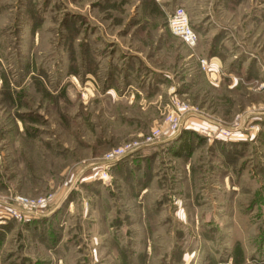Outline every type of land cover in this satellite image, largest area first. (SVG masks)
I'll list each match as a JSON object with an SVG mask.
<instances>
[{
	"label": "rangeland",
	"instance_id": "rangeland-1",
	"mask_svg": "<svg viewBox=\"0 0 264 264\" xmlns=\"http://www.w3.org/2000/svg\"><path fill=\"white\" fill-rule=\"evenodd\" d=\"M182 105L188 129L100 165ZM51 193L0 224V264H264V0H0V197Z\"/></svg>",
	"mask_w": 264,
	"mask_h": 264
},
{
	"label": "built area",
	"instance_id": "built-area-1",
	"mask_svg": "<svg viewBox=\"0 0 264 264\" xmlns=\"http://www.w3.org/2000/svg\"><path fill=\"white\" fill-rule=\"evenodd\" d=\"M155 1L160 3L163 0ZM168 28L173 36L180 38L187 46L195 47L197 45L199 41L198 34L192 28L189 16L183 7L176 8L169 16ZM201 66L204 70L212 71L211 62L208 63L206 60H202ZM179 109L182 110V112L180 111L178 113L169 114L160 127L154 128L148 135L142 137L140 141L130 142L107 153L103 161L100 162V165L104 166L106 169H111L125 158L132 157L143 148L154 145L165 135L171 134L174 136L179 134L182 129H188L187 126H183L182 116L185 113L195 114V111L184 105L180 106ZM250 115L251 113L246 115L245 118ZM245 118H243L236 130L242 128ZM217 125L218 130L215 131L201 127L200 133L211 139L214 136L219 139L220 137H224L223 135L229 136L231 131H233L221 124ZM107 173V171H102L99 175V181L104 185L110 183V178ZM55 203V194L52 193L37 198L24 196L0 197V224H5L8 221H38L43 217L44 213L51 211L54 208Z\"/></svg>",
	"mask_w": 264,
	"mask_h": 264
},
{
	"label": "crops",
	"instance_id": "crops-1",
	"mask_svg": "<svg viewBox=\"0 0 264 264\" xmlns=\"http://www.w3.org/2000/svg\"><path fill=\"white\" fill-rule=\"evenodd\" d=\"M237 60V59H236ZM210 61L212 62V64H214V65H216L217 67V69H218V67H220V68H224L225 66H224V63L220 60V58H218V57H211L210 58ZM234 61V60H233ZM242 64L241 66H242V70H241V73H244L245 72V61L244 60H241V61H236V64H234V66L236 67V69H238L239 68V64ZM216 68H215V70H216ZM214 70V71H215ZM217 71V70H216ZM215 71V72H216ZM222 72V71H221ZM217 73H218V71H217ZM227 74V71H226V69L224 70V72H223V74ZM164 74H165V72H164ZM229 75H225L224 77L226 78V77H228ZM233 77V75H231V78Z\"/></svg>",
	"mask_w": 264,
	"mask_h": 264
}]
</instances>
